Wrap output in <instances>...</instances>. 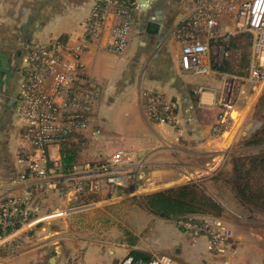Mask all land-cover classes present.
Listing matches in <instances>:
<instances>
[{
	"label": "crops",
	"instance_id": "1",
	"mask_svg": "<svg viewBox=\"0 0 264 264\" xmlns=\"http://www.w3.org/2000/svg\"><path fill=\"white\" fill-rule=\"evenodd\" d=\"M135 1L137 9L132 12L125 51L114 54L105 49L109 40L107 30L99 43L80 54V60L84 73L97 86L92 130L100 134L101 127L114 124L116 116L122 140L115 152H134L140 156L142 168L148 171L144 179L161 183L152 168L175 166L179 153L189 156L216 154L218 148L225 151L232 140V133L222 139L211 135L216 116L213 104L221 87L220 74H229L220 65L228 60L214 63L216 45L213 44L208 56L211 67L208 75L197 76L183 70L179 62L181 46L173 32L187 15L191 0ZM96 2L0 0V175L5 180L18 176L22 170L20 158L24 152L19 148V124L17 120L14 126L9 122L16 112L28 52L33 45L53 40L63 41L70 50L79 48ZM250 49L251 41L248 67ZM198 88L205 92L197 94ZM148 91L158 93L176 106L178 129L146 118L143 93ZM194 174L191 171L183 176L189 179ZM202 177L198 173L196 178ZM173 182L174 179L161 184L168 186ZM123 201L124 198L117 197L83 210L61 212L69 207V202L60 193L34 190L27 199L32 217L22 228L26 238L16 251L3 250L0 264H67L74 255L80 256L81 264H121L134 251L150 257L157 255L158 251L148 244L140 247L133 229L123 227L125 235H129L125 238L118 225L106 224L107 220L114 222L116 218L105 207L117 206ZM152 216L153 221L166 225L176 237L175 246L187 240L193 243L197 264H264V230L260 234L234 232L233 236L213 245L205 236L184 231L176 220ZM177 254L181 258L179 250Z\"/></svg>",
	"mask_w": 264,
	"mask_h": 264
},
{
	"label": "built area",
	"instance_id": "2",
	"mask_svg": "<svg viewBox=\"0 0 264 264\" xmlns=\"http://www.w3.org/2000/svg\"><path fill=\"white\" fill-rule=\"evenodd\" d=\"M187 15L174 29L180 44L179 62L183 70L197 76L211 72L209 52L216 45L215 64L230 55L232 35L251 36L247 75L220 74L221 87L214 102L216 116L211 135L222 139L232 127L240 90L248 87V100L264 93V0H191ZM135 0H97L84 28L79 48L70 50L61 40L33 45L28 52L24 81L16 114L19 148L23 150L18 176L5 180L0 175V255L16 251L26 238L22 228L32 217L27 199L36 189L60 193L69 207L61 212L83 210L126 197L156 186L151 179H139L143 166L134 152L117 151L101 162L63 166L62 146L86 141L84 133L93 123L97 86L83 71L80 54L99 43L105 31L109 40L105 49L122 54L128 42ZM197 94L205 92L202 88ZM242 93V92H241ZM175 105L155 92L143 93V112L155 124H170L178 129ZM94 135L96 131L92 132ZM115 190L119 194L113 195ZM184 231L205 236L213 245L231 237L217 225L197 218L177 221ZM67 264H81L79 255ZM121 264H176L167 255H153L148 262L127 256Z\"/></svg>",
	"mask_w": 264,
	"mask_h": 264
},
{
	"label": "rangeland",
	"instance_id": "3",
	"mask_svg": "<svg viewBox=\"0 0 264 264\" xmlns=\"http://www.w3.org/2000/svg\"><path fill=\"white\" fill-rule=\"evenodd\" d=\"M233 56L231 50V54L227 60L229 63H232L233 69L237 70L238 67L234 63ZM232 75L244 77L237 75V73H232ZM247 92V86H244L243 90H240V97L233 115L232 128L228 132L232 133V140L227 143L225 151H221L222 149L218 148L216 154H191L189 156L179 153L180 155L177 154V156L180 158H175V166L152 168L154 171H157L156 178L161 183L173 179L175 182L168 186L156 182V186H153L147 192L140 190L137 186L135 192L123 197L125 201L119 205L116 204L117 206L110 211V214L116 219L114 222L107 220L106 224L118 225L121 229L120 233L124 234L125 238H129V235H125L123 227L133 229L138 236L140 247L148 244L152 250L156 249L158 251L157 255H167L174 259L177 264H197V260L194 258L193 243L187 240L182 245L175 246L173 243H177V239L169 228L164 224L153 221L151 213L138 207L137 200V198L147 193L164 191L171 186L177 187L194 182L200 184L204 191L221 208L218 216L199 215L196 217L198 220H206L209 223L217 225L220 229L228 231L231 236L234 235V232L241 234L249 231L257 234L262 233L264 230V206L258 208L257 205L250 204L241 199L236 191L237 187L233 180V170L236 164L248 163L252 157L264 155V142H260L264 139V108L261 105V96L258 98L252 97L248 100ZM114 119V124H105L101 127L100 134L98 135L92 133L94 132L92 124L85 131V146L77 156V165L101 162L111 154L110 152H115L119 148L117 144L122 140L121 130L119 129L120 124L116 116ZM16 120L17 114L13 112L9 124L14 126ZM145 170L147 169H143V172L139 174L140 178L147 177L148 171L146 172ZM191 171H195L196 174L186 179V176L183 175H187ZM198 173L201 177L203 176L200 180L196 178ZM222 176L226 178L229 185L212 181L213 177L222 178ZM235 179H237V176ZM232 181L233 183H231ZM261 188V193L264 195L263 171L261 172ZM119 192L115 190L113 195H117ZM113 229L117 230L119 228ZM185 248L186 250H184ZM177 250L181 253V258L178 257ZM261 261L263 262V257H261Z\"/></svg>",
	"mask_w": 264,
	"mask_h": 264
},
{
	"label": "trees",
	"instance_id": "4",
	"mask_svg": "<svg viewBox=\"0 0 264 264\" xmlns=\"http://www.w3.org/2000/svg\"><path fill=\"white\" fill-rule=\"evenodd\" d=\"M250 41V35L246 33L230 37L228 45L232 50L234 63H236L238 69H233L232 63L229 62L221 64L220 69L229 74L237 73L239 76H246ZM260 99L261 105L264 108V93ZM170 104L173 103L170 101ZM175 111L177 112L176 107ZM82 141L84 140L82 139L79 142H72L62 146V161L65 169L70 170L73 166L77 165V156L85 146L82 144ZM260 142H264V139ZM234 168L233 180L240 198L250 204L257 205L258 208L264 206V195L261 193V172H264V155L252 157L248 163L236 164ZM141 172H143V168H141ZM236 176L237 179H235ZM212 181L229 185L224 176L222 178L213 177ZM137 200L139 208L162 219H174L178 221L181 218H196L199 215L212 217L218 216L221 212L220 205L204 191L200 184L194 182L146 194L140 196ZM114 207L116 206H107L105 208L111 211ZM130 256L135 259H142L144 262H148L151 258L149 254L138 251L132 252Z\"/></svg>",
	"mask_w": 264,
	"mask_h": 264
}]
</instances>
